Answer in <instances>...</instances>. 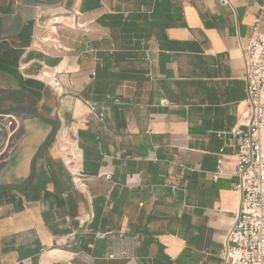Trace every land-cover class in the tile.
Here are the masks:
<instances>
[{
    "label": "crops",
    "instance_id": "1",
    "mask_svg": "<svg viewBox=\"0 0 264 264\" xmlns=\"http://www.w3.org/2000/svg\"><path fill=\"white\" fill-rule=\"evenodd\" d=\"M261 3L0 0V264H220Z\"/></svg>",
    "mask_w": 264,
    "mask_h": 264
},
{
    "label": "built area",
    "instance_id": "2",
    "mask_svg": "<svg viewBox=\"0 0 264 264\" xmlns=\"http://www.w3.org/2000/svg\"><path fill=\"white\" fill-rule=\"evenodd\" d=\"M241 51L245 121L230 130L237 145L233 155V187L239 191L240 200L234 221L221 243L220 264H264V0L254 19L249 41ZM43 76L53 86L55 75L44 72ZM160 103L169 102L161 99ZM11 118L6 120L7 125L17 122ZM223 163L224 154L220 152L214 178L223 172Z\"/></svg>",
    "mask_w": 264,
    "mask_h": 264
},
{
    "label": "rangeland",
    "instance_id": "3",
    "mask_svg": "<svg viewBox=\"0 0 264 264\" xmlns=\"http://www.w3.org/2000/svg\"><path fill=\"white\" fill-rule=\"evenodd\" d=\"M1 157H2V156H1ZM1 157H0V158H1Z\"/></svg>",
    "mask_w": 264,
    "mask_h": 264
}]
</instances>
